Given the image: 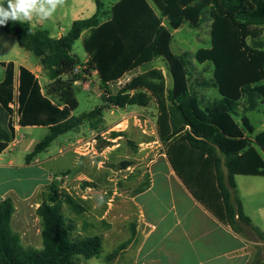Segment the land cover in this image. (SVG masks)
<instances>
[{"label": "trees", "instance_id": "trees-1", "mask_svg": "<svg viewBox=\"0 0 264 264\" xmlns=\"http://www.w3.org/2000/svg\"><path fill=\"white\" fill-rule=\"evenodd\" d=\"M93 2L94 15L74 21L59 39L23 21L0 26L1 32L15 37L20 49L38 59L50 81L42 93L35 76L19 67L15 86L13 63L0 62V153L14 139V112L18 126L48 128L25 157L29 162L57 137L79 130L106 107H146L154 101L157 138L174 174L219 222L238 234L248 229L264 242L262 232L243 214L234 182L236 175L264 177V131L249 138L253 127L245 116L264 109V0H117L109 10L102 0ZM0 5L7 7V0ZM205 20L210 22V47L197 50L194 58L200 64L211 63L212 78L204 85L215 88L218 99L195 92L189 55H174L170 48L171 31L184 24L197 29ZM81 36L87 63L73 73L80 63L71 48ZM157 58L165 62L170 89H165L160 70L152 69L125 81L115 94L109 91L124 75ZM91 73L101 83L103 104L74 116L78 103L73 84ZM107 146L100 141L96 150ZM128 165L121 162L116 167ZM13 212L10 199L0 200V264H76V256L91 259L103 248L101 236L74 235L76 225L63 213L61 200L42 202L36 209L40 249L21 245L10 227Z\"/></svg>", "mask_w": 264, "mask_h": 264}, {"label": "crops", "instance_id": "crops-1", "mask_svg": "<svg viewBox=\"0 0 264 264\" xmlns=\"http://www.w3.org/2000/svg\"><path fill=\"white\" fill-rule=\"evenodd\" d=\"M115 1L103 2L105 9L109 10ZM95 11L93 0H65L50 19L23 22L32 29L47 31L52 39H59L74 21L88 19ZM162 25L167 27V22L163 20ZM45 26L49 30L44 29ZM80 38L82 41V36ZM22 61L27 63L25 58ZM157 61H161L159 66ZM86 63L87 56L78 67H85ZM162 63L157 58L148 68L144 66L146 69L142 67L126 74L116 84L156 69L164 77L165 89H170L165 78L166 65ZM27 64L16 66L13 63L15 86L18 68L24 67L35 76L43 93L50 81L38 60ZM87 80L99 81L95 73L83 82ZM115 115L117 117L113 118ZM157 116L154 101L146 107H106L101 112L103 122L99 131L109 146L96 152L93 159L76 154L80 149L75 146L79 142L80 128L73 135L64 134L65 138L56 144L55 155L41 159L39 153L26 162L27 149L19 148L28 147L31 152L34 143L30 140L26 146L25 141L31 135L23 132L19 136V133L41 129L47 135L48 128L18 126L14 112L11 118L14 139L0 153V200L12 201L14 212L10 227L19 236L21 245L41 248V226L36 209L42 202L52 205L61 200L63 213L76 225L74 235L102 237L103 248L94 257L101 260L99 264H264V242L248 229L238 234L219 222L174 174L163 152L159 153L162 146L158 138L154 140V124L150 123L151 118L156 121ZM121 146L131 148L134 153L127 152L122 158L117 152ZM50 153L48 150L47 155ZM66 155L72 159L69 166L49 167L50 161ZM105 162L110 164L104 166ZM121 162L129 165L119 169L116 166ZM139 166L144 167L142 174L134 172ZM23 170L40 172L41 177L30 191L10 188V185L4 188L9 179L18 177L17 171ZM95 172L99 176L94 175ZM260 179L264 177L236 175L234 182L243 214L264 236V182ZM101 196L104 202L98 205ZM111 213L113 219L109 218ZM80 257H75L76 264H88L80 261Z\"/></svg>", "mask_w": 264, "mask_h": 264}, {"label": "rangeland", "instance_id": "rangeland-1", "mask_svg": "<svg viewBox=\"0 0 264 264\" xmlns=\"http://www.w3.org/2000/svg\"><path fill=\"white\" fill-rule=\"evenodd\" d=\"M109 1L111 0H103L104 3H108ZM44 29L49 30V27L45 26ZM171 35H172V40L170 43V48H171L172 53L174 55H180L182 53H187L189 55V60H190L189 80L194 86L195 92L201 98L218 99L219 94L217 90L215 88L206 87L204 85L206 82H209L212 78L211 63L205 62L203 64H200L194 58V53L197 50L201 48L210 47V22L205 20L204 23L197 29L190 28L184 24L178 30L171 31ZM71 53L77 58L80 64L83 62L86 55L82 48L81 38L75 41L74 45L71 48ZM24 58L26 59L27 63L37 62L38 60L32 53L26 52L20 49L16 43V39L14 36L6 35L0 31V62H13L16 66L28 65L27 63L22 61ZM162 62L165 63L163 60ZM160 64H161V61L156 62L157 66H159ZM149 66L150 65H146L145 67L148 68ZM145 67L144 69H146ZM2 78H3V69L0 67V81L2 80ZM165 78L167 80L168 87H170L171 78L167 72V68L165 69ZM123 84L124 83L110 85L109 91L112 94H115L123 86ZM99 85H100L99 81L96 82L94 80H87L86 82L77 81V83L73 84V92H74L75 99L78 103V106L76 110L73 111L72 115L79 116L83 113L90 112L94 108L101 106L103 104L101 96L103 95L104 91H102L99 88ZM237 111H238V114L240 115L241 108H239ZM245 116L247 117L250 125L253 127V133L251 135H247L249 138H252L257 133L264 131V109L263 107H259L255 111L247 112ZM116 117L117 115H115L113 118H116ZM151 121L152 123H150V125L153 126L154 124L153 126L154 138L155 137L157 138L156 121L154 119L152 120V118H151ZM102 122L103 120H102L101 115L91 117L87 121L84 122V124L81 126V134L77 139L79 140V142L77 143V145H75L76 147H80V149L76 152V154H79L89 159H93V156H95L96 152H98L96 150V145L100 141H104V139H102V137L100 136V131H99V128L102 126L101 125ZM23 132H27V134L31 135V138L25 141L26 146H28V143L31 142L30 140L33 141L34 146H35L46 135V132L44 130L33 129V130L22 131L21 133H19V136H22L24 134ZM67 135H73V132H70ZM64 138H65V135L60 136L54 143H52L49 146V148L46 151L38 155L39 158L45 159L48 156L55 155L56 154V144L58 142H61ZM156 138L154 139L155 142H156ZM23 142L24 140L22 141V143ZM22 149L23 150L27 149V152H26L27 155L30 153V150H28V147H23V148L21 147V149L19 148V150H22ZM118 149L119 150L117 152L122 158L123 156H125L127 152L129 154L134 153V150L132 151L131 148H128L126 146H121ZM48 150L51 151L49 155H47ZM162 152H163V149L159 151V153H162ZM71 163H72L71 157H69V155H66L65 157L55 158L54 161L53 160L50 161L49 167L66 168ZM109 164L110 163L105 162L104 166H108ZM143 170H144V167L139 166L138 168H136L134 172L136 174H142ZM93 174L96 176H99L98 172H95ZM16 176H18L16 177V179H9L4 184V188L10 185V188L20 187L21 191L28 192L31 190L32 185H34V183L41 177L40 172L35 171V170L17 171ZM260 180L264 182V179H260ZM109 218L113 219L112 213L109 216ZM30 223L32 224V226H34V228H37V225L34 223V221H32V219H30ZM23 247H28V246L26 245ZM79 260L82 262H86L88 264H99V262H101V260L97 258L85 260L80 257Z\"/></svg>", "mask_w": 264, "mask_h": 264}, {"label": "clouds", "instance_id": "clouds-1", "mask_svg": "<svg viewBox=\"0 0 264 264\" xmlns=\"http://www.w3.org/2000/svg\"><path fill=\"white\" fill-rule=\"evenodd\" d=\"M64 2L65 0H7V7L0 5V26H6L10 20L31 22L34 18L50 19ZM103 202V197H99L98 205Z\"/></svg>", "mask_w": 264, "mask_h": 264}, {"label": "built area", "instance_id": "built-area-1", "mask_svg": "<svg viewBox=\"0 0 264 264\" xmlns=\"http://www.w3.org/2000/svg\"><path fill=\"white\" fill-rule=\"evenodd\" d=\"M85 67H76L75 69H74V71H73V73H78V72H80L81 70H83ZM11 109L13 110H15L16 109V105L15 104H13V105H11Z\"/></svg>", "mask_w": 264, "mask_h": 264}, {"label": "water", "instance_id": "water-1", "mask_svg": "<svg viewBox=\"0 0 264 264\" xmlns=\"http://www.w3.org/2000/svg\"><path fill=\"white\" fill-rule=\"evenodd\" d=\"M101 84V83H100Z\"/></svg>", "mask_w": 264, "mask_h": 264}]
</instances>
